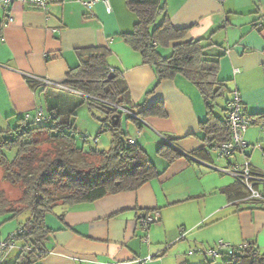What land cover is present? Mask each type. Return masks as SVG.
<instances>
[{
	"label": "crops",
	"instance_id": "crops-1",
	"mask_svg": "<svg viewBox=\"0 0 264 264\" xmlns=\"http://www.w3.org/2000/svg\"><path fill=\"white\" fill-rule=\"evenodd\" d=\"M84 1L49 0L46 9L16 2L8 23L0 9V132L11 131L26 115L47 112L42 87L30 80L62 83L79 64L80 49L106 46L108 63L122 72L133 102L164 107V115L149 114L141 126L133 121V134L127 116L122 118L130 137L162 164L150 156L160 174L138 190L57 205L46 216L53 230L48 253L35 264H210L205 251L217 239L253 241L264 252V202L238 197L245 190L221 170L231 158H216L213 150L203 158L189 155L204 145L200 124L207 111L198 87L181 74L158 81L154 67L125 42L123 33L137 20L126 0L98 1L91 8ZM162 1L158 20L169 15L174 27L187 29L184 39H202L209 52L221 55L218 78L227 84V99L237 89L248 115L264 113V0ZM172 45L160 51L170 54ZM245 134L249 146L262 142L261 151L245 149L262 171L264 128L248 126ZM165 138L182 153L172 162L157 152ZM154 210L159 220L140 225L138 215ZM182 241L192 243L195 253Z\"/></svg>",
	"mask_w": 264,
	"mask_h": 264
},
{
	"label": "trees",
	"instance_id": "trees-1",
	"mask_svg": "<svg viewBox=\"0 0 264 264\" xmlns=\"http://www.w3.org/2000/svg\"><path fill=\"white\" fill-rule=\"evenodd\" d=\"M126 2L137 20L131 32L123 33L125 42L140 52L144 63L154 67L158 81L181 74L200 90L207 111L200 124L204 145L199 152L189 155L192 158L207 156L232 135L228 102L235 89L223 107L226 114L221 116L215 109L217 98L229 91L227 84L218 78L221 55L209 52L202 39H184L187 29L174 27L169 15L158 20L165 10L162 0ZM172 42V52L164 55L160 47ZM109 54L106 46L80 49V62L68 70L62 87L30 80L32 87H42L47 114L41 121L22 117L14 129L0 132L2 178L21 190L16 200H9L0 192V213L10 212L16 216L29 211L27 220L11 238L21 240L19 252L14 261L7 263L2 257L0 264H35L48 253L47 240L53 230L46 216L57 205L93 202L107 195L135 191L160 174L143 146L137 141L130 143V134L122 125L124 113L117 106L138 114L139 118L127 117L139 126L149 114L164 115V107L158 103L145 107L135 104L122 72L109 65ZM85 102L91 111L98 108L105 114L101 130L105 128L112 133L111 146L106 150L85 151L77 145L78 129L73 118L78 104ZM116 113L122 116L118 123L112 118ZM251 118L254 124L262 122L264 125V113L251 115ZM44 143L48 146L43 148ZM157 152L168 162L182 155L170 139H164ZM235 179L244 189L242 182ZM224 191L229 193L230 188ZM239 196L244 198L246 191L239 192ZM245 242H248L247 247L238 248L234 255L227 256L225 264H264V252L255 242Z\"/></svg>",
	"mask_w": 264,
	"mask_h": 264
},
{
	"label": "built area",
	"instance_id": "built-area-1",
	"mask_svg": "<svg viewBox=\"0 0 264 264\" xmlns=\"http://www.w3.org/2000/svg\"><path fill=\"white\" fill-rule=\"evenodd\" d=\"M49 0H0V9H2L7 16L6 23L11 22L13 17L9 14L11 6L16 2L26 3L30 6L46 9L48 6ZM98 1H103L108 4V0H87L84 1V4L91 8L92 5ZM110 10V6H107ZM40 82L47 85H55L62 87L61 83L54 82L49 78H38ZM123 111L124 115H133L138 117L134 111L129 110L125 107L117 106ZM228 107L230 109V120L232 127L231 139L225 143H222L220 146L216 147L214 150L219 152L220 157L229 158L230 155L234 152H244L245 148L248 146V143L245 139V133L250 124L254 123L251 116L246 114L243 111L242 107V97L239 90L235 89L233 91L232 97L228 102ZM30 118L29 115L25 117ZM35 121H41L44 119L43 111L40 110L37 115L34 117ZM139 133V132H138ZM166 139V138H165ZM130 143H135L136 138L130 137ZM233 168L230 169V172L234 175L235 178L239 179L242 182V185L246 191V196L244 199H257L264 201V170L260 171L254 168L253 163L246 157V160L243 164H232ZM226 170V169H221ZM160 218V211H143L138 215V222L145 228H148L152 223L158 221ZM184 233L186 229H182ZM10 242H4L0 245L2 250L8 249L10 247ZM248 242H243L239 245H233L229 242L223 240L216 243V246L211 247L205 251V254L212 259L226 255L231 257L238 250V248L247 247Z\"/></svg>",
	"mask_w": 264,
	"mask_h": 264
},
{
	"label": "rangeland",
	"instance_id": "rangeland-1",
	"mask_svg": "<svg viewBox=\"0 0 264 264\" xmlns=\"http://www.w3.org/2000/svg\"><path fill=\"white\" fill-rule=\"evenodd\" d=\"M160 21H157V23H159ZM164 47V46H163ZM229 96V91L226 90V92L219 96L217 98V102H216V111L219 115L224 116L226 114V111L223 110V107L226 104V99ZM45 114H47V112H45ZM75 116L73 118L74 123H75V127L78 129V133L76 134L77 137V145L81 148H83L85 151H89L91 149L94 148H99L101 150L103 149H108L111 146L112 143V133L110 130L105 129L102 131L101 127H102V120L105 117V114L102 110L95 108L93 111L90 110L88 104L85 103H79L76 111H75ZM128 120L129 123V129L130 132L133 134V125L134 122L132 119L130 118H126V121ZM256 124H250L249 127L254 126ZM257 126H260L262 128H264V125H262V122L258 123ZM246 135V134H245ZM85 136H87L88 138H85ZM41 138H43V136H40ZM262 143V142H261ZM259 143H256L257 145H250L249 148L252 149H258L259 150H263V145ZM48 144H43V148L47 147ZM262 147V148H261ZM248 148V147H246ZM245 148V149H246ZM156 151V149H155ZM212 154L217 158L220 157L219 156V152L216 150H213ZM150 156L155 160V162L158 165H161L162 162H159V160H157V158L154 156V153L151 151ZM159 157V156H158ZM246 157H248V159L252 161V158L250 156L247 155V153L245 152H236L232 155H230L229 158L226 157H221L224 158L225 160L228 161V159L231 158V162L232 164H243L246 160ZM159 159H161V161H164L163 158L159 157ZM229 165L228 167L226 166L223 170L222 173L224 175V177H231L233 179L234 175L230 172V169L233 168L232 166ZM223 169V168H221ZM3 172L2 169H0V192L3 191L5 194V197L9 200H16L19 199V197L21 196V190L18 186H14L11 185L9 183H7L6 181L3 180L2 178ZM58 208V206L56 207ZM29 216V211H23L20 214L14 216L12 213L10 212H6V213H0V245L4 242H10L11 245L8 249L2 250L0 247V259L6 258V262L9 263L10 261L14 260L15 256L17 255V253L19 252L21 246H22V242L19 239H11L13 233H15L17 231V229L20 227V224L24 223L27 218ZM185 227H180V230L182 231V229ZM187 232V231H186ZM186 232L184 233V235L186 234ZM221 241V239H217L216 242H213V244L211 245H207V249H210L211 247H215L216 243ZM225 242H229L227 240H223ZM183 243L187 244L188 247V251L190 249H192L195 253V246H191L193 245L191 243V245H189V242H184ZM230 243V242H229ZM232 244V243H231ZM241 244V243H240ZM235 245V244H233ZM238 245V244H237ZM206 249V250H207ZM199 253V252H198ZM201 254H203V256L205 255L203 252H201ZM197 255V254H196ZM226 255H222L220 257H217L215 259L209 258L208 260H212L213 262H211L210 264H224V260L227 258L225 257ZM204 257L207 256L205 255Z\"/></svg>",
	"mask_w": 264,
	"mask_h": 264
},
{
	"label": "water",
	"instance_id": "water-1",
	"mask_svg": "<svg viewBox=\"0 0 264 264\" xmlns=\"http://www.w3.org/2000/svg\"><path fill=\"white\" fill-rule=\"evenodd\" d=\"M110 77H113V75H110ZM112 118L115 119L114 120L115 123H118L119 120L122 118V116L120 114L116 113ZM126 118H128V117H126Z\"/></svg>",
	"mask_w": 264,
	"mask_h": 264
}]
</instances>
